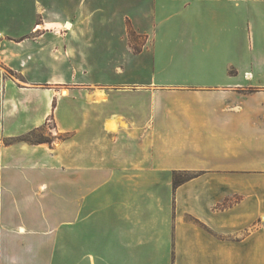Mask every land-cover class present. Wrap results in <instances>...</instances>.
I'll use <instances>...</instances> for the list:
<instances>
[{"label":"crops","instance_id":"obj_1","mask_svg":"<svg viewBox=\"0 0 264 264\" xmlns=\"http://www.w3.org/2000/svg\"><path fill=\"white\" fill-rule=\"evenodd\" d=\"M0 264H264V0H0Z\"/></svg>","mask_w":264,"mask_h":264},{"label":"rangeland","instance_id":"obj_2","mask_svg":"<svg viewBox=\"0 0 264 264\" xmlns=\"http://www.w3.org/2000/svg\"><path fill=\"white\" fill-rule=\"evenodd\" d=\"M76 61L78 62V60H76V58L68 60V65H67L68 67H67V69L64 70V74H65V76L68 79L73 77V72H74L75 69H73L72 63H75ZM74 74H76L77 77H81L80 70L78 72L74 73ZM15 77L18 80H22L23 79L19 75L15 76ZM92 77H93V75H92ZM50 129H53V122H50L48 126L43 127L41 130H39L37 132H34V134L30 137V139L35 140V141L42 140V139L46 140V139H48V137H49V135L51 133ZM183 176H185V175H183Z\"/></svg>","mask_w":264,"mask_h":264},{"label":"trees","instance_id":"obj_3","mask_svg":"<svg viewBox=\"0 0 264 264\" xmlns=\"http://www.w3.org/2000/svg\"><path fill=\"white\" fill-rule=\"evenodd\" d=\"M33 134H34V132H32L29 135H27V139H30V137ZM183 175H185V176H183ZM191 177H192L191 174H188V173H177V174L174 175V185L176 186V185L182 183L183 181H186V180L190 179Z\"/></svg>","mask_w":264,"mask_h":264},{"label":"bare ground","instance_id":"obj_4","mask_svg":"<svg viewBox=\"0 0 264 264\" xmlns=\"http://www.w3.org/2000/svg\"><path fill=\"white\" fill-rule=\"evenodd\" d=\"M62 27L66 28V29H72L73 28V24L71 22H66ZM68 93L67 89H63L62 90V94L65 96Z\"/></svg>","mask_w":264,"mask_h":264}]
</instances>
